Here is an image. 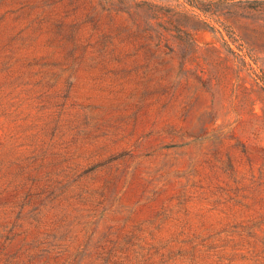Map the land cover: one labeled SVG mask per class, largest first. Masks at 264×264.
<instances>
[{
  "label": "rangeland",
  "instance_id": "1",
  "mask_svg": "<svg viewBox=\"0 0 264 264\" xmlns=\"http://www.w3.org/2000/svg\"><path fill=\"white\" fill-rule=\"evenodd\" d=\"M0 264H264V0H0Z\"/></svg>",
  "mask_w": 264,
  "mask_h": 264
}]
</instances>
